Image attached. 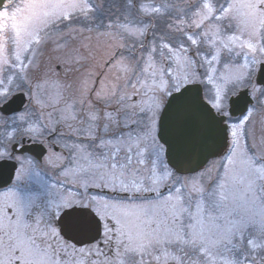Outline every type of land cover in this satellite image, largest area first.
I'll use <instances>...</instances> for the list:
<instances>
[{
	"label": "snow or ice",
	"instance_id": "obj_1",
	"mask_svg": "<svg viewBox=\"0 0 264 264\" xmlns=\"http://www.w3.org/2000/svg\"><path fill=\"white\" fill-rule=\"evenodd\" d=\"M212 3L215 10L210 19L219 25L208 41L212 47L201 53L200 45L187 34L184 39L195 45V53L185 44L169 40L153 46L149 49L150 60L157 64L161 48L164 49L167 63L162 72L149 62L143 92L121 97L117 109L106 111L102 125L105 135L96 134L101 127L98 123L85 131L81 151L88 159L94 155L96 163L92 169L84 170L90 175L82 180L79 190H68L53 204L48 230L37 227L32 235L21 232L18 223L9 222L11 207L0 215V264H76L74 257L71 260L69 257L76 252L83 255L82 245L86 242L77 240L74 234L93 231L96 235L87 241L91 245L87 252L99 259L100 264H153V260L155 264H168L167 251L173 245H181L180 250L189 257L187 264H200L201 256L213 260L218 256L222 264H237L223 255L232 252L224 246V240L233 243L237 237L215 238L205 232L198 217L201 203L206 206L205 211L217 206V197L224 193L230 180L264 181V147L261 146L264 134L258 144L254 131H245L254 113L264 112V0H224L223 4L212 0ZM4 5L5 0H0V9ZM141 7L145 14L160 12L156 7ZM226 21L231 23L225 24ZM237 30L248 36L247 42L239 43L240 51L236 48L240 37L229 34ZM245 48L252 53L250 57L243 52ZM169 50H178L175 59ZM239 58H243V64ZM145 60H149L147 55ZM237 86L239 91L231 95L230 89ZM241 96L247 98V104L241 117L229 123ZM225 98L228 99L226 112L221 110ZM10 103L0 106V113ZM24 119L21 115L20 120ZM221 128L226 137H231L223 145L218 135ZM242 136H251L252 142L246 140L241 144ZM88 141H92L90 146ZM13 147L20 149L23 144ZM229 148L231 151L227 152ZM222 150L227 156L224 180L218 185L208 184L206 170L200 162ZM186 171L192 176H185ZM175 177L181 179L174 180ZM146 181L154 186L148 187ZM117 186L125 199L162 198L149 205H126L107 196ZM74 192L82 195L73 198ZM83 196L89 197L86 203ZM244 230H256V225H245ZM258 231L264 236V222ZM185 244L193 246L195 258L189 256ZM156 245L161 251L145 261L147 250ZM211 247L216 249L215 255ZM88 264L96 262L92 260ZM177 264L185 262L178 260Z\"/></svg>",
	"mask_w": 264,
	"mask_h": 264
},
{
	"label": "rangeland",
	"instance_id": "obj_2",
	"mask_svg": "<svg viewBox=\"0 0 264 264\" xmlns=\"http://www.w3.org/2000/svg\"><path fill=\"white\" fill-rule=\"evenodd\" d=\"M119 1L14 0L11 7L0 12V35L3 39L6 38L8 43L14 41L16 44L13 51L7 48L6 54H0V71L7 62L5 70L9 74L6 79L0 72V105L18 90L25 91L29 98L21 112L6 117L0 113V135L4 140L0 145V156L11 151L10 145L16 137L30 135L42 138L44 135L43 130L38 128L34 121L21 122V126L18 127L17 121L21 115L25 118L40 116L43 124L55 123L57 126L60 125L61 130H65L64 123L71 118H78L81 115L92 117L91 115L97 113L105 114L107 110H115L121 104V97H131L137 92H143V81L149 62L162 72L164 64L167 63L164 49L161 48L159 64L150 60L149 49L160 46L166 40L174 44L183 43L193 49L195 45L184 39L187 34L196 40L203 53L212 47L208 41L213 38V32L219 30L218 21L210 19L215 10L212 0H133L132 3L129 0L131 4L126 3V0H121L119 4ZM194 3L197 5L192 6ZM142 5L159 8L160 12L145 14ZM240 13H243V9ZM228 23L231 21L225 22ZM165 25L167 28L160 37L161 33L158 30ZM152 32L153 37L146 41L145 35ZM229 34L240 37L236 45L240 51L239 43L247 42L248 36L242 35L238 30ZM144 41L145 44H149L148 49L142 46ZM4 48L0 47V50L3 51ZM169 51L171 58L175 59L178 50ZM192 51L195 53L196 49ZM243 52L246 55L250 53L246 48ZM146 55L149 57L148 61L145 60ZM239 62L243 64V58H239ZM238 89L239 86L231 88L230 94ZM166 98L164 97V101ZM208 98L210 101L213 99L210 93ZM221 105V110L226 112L227 98L221 101ZM99 106H104L103 111H100ZM112 106L114 107L111 108ZM262 120L264 112H256L251 123L245 125L247 133L254 131L258 144L264 134ZM33 128L39 131H32ZM246 140L251 143L252 137L242 136L241 144ZM82 147L83 144L79 140L72 146L73 165L77 168H71V174L68 170L65 174H70L76 183L68 184L66 186L68 190L70 188L79 190L84 179L82 175L86 178L90 175L89 171L84 170L92 169L96 163L93 161L89 162L88 166L85 164L89 159L81 151ZM60 155L51 150L44 158L45 163L50 164L49 167L45 166L42 173L47 175H41L37 179L34 172L32 179H28L26 184L23 181L24 166L21 165L16 180L8 188L0 190V215L7 213L11 207L9 222L18 223L21 232H24L26 213L33 203L36 207L40 205V210H43L44 216L47 217L51 215L53 204L68 192L64 187L47 180L49 176L47 172L50 171L53 176L51 178L55 180V175L63 170L61 167L58 172L53 173L54 168L51 169V164L64 161ZM226 160L227 156L214 158L203 168L206 170L208 184L218 185L224 180L227 171ZM38 174L40 175L39 172ZM185 176L191 177L192 174ZM33 182L42 183L43 191L42 186L39 191H35V188H32ZM22 183L28 186L24 185L22 189ZM146 184L148 187L154 186L147 181ZM71 195L75 198L81 196V193L74 192ZM108 197L130 206L149 205L154 200L162 198L130 202L110 195ZM205 207L201 203V214L198 219L206 233L217 239L229 235L237 237L233 243L224 240V246L231 248L232 252H223V255L235 260L237 264H264V236L258 231L261 222H264V181L249 183L230 180L224 193L218 195L217 206L209 211H205ZM38 216H40L38 213L34 214L33 230L39 227L42 231H47V222L44 224L42 218ZM248 224H255L256 230L245 231V225ZM249 240L251 242L246 243ZM90 246L83 245L85 253L83 255L79 252L72 253L70 259L74 257L76 264L81 262L88 264L92 260L100 264L99 259L88 254L87 249ZM183 247L191 258L196 257L191 244H185ZM180 249L181 245L170 246L167 251L168 264H177L178 260H183L187 264L189 257ZM210 250L216 254L214 247ZM160 251L159 245L149 248L144 257L145 261L152 260L153 255ZM163 258L162 256L161 259ZM199 259L200 264H222L218 256L214 260L212 257L204 256Z\"/></svg>",
	"mask_w": 264,
	"mask_h": 264
},
{
	"label": "flooded vegetation",
	"instance_id": "obj_3",
	"mask_svg": "<svg viewBox=\"0 0 264 264\" xmlns=\"http://www.w3.org/2000/svg\"><path fill=\"white\" fill-rule=\"evenodd\" d=\"M224 2V0H220V3ZM6 6L3 7L2 9H0V12L5 10ZM5 46V48H4ZM16 44L14 41H10V43H8V40L6 38L3 39V37H1L0 35V47L4 48L3 51L0 50V54L1 53H5L8 50L7 48H10L13 51V48H15ZM249 57L252 55V53H248L247 54ZM2 58H5L4 56H2ZM6 60V58H5ZM8 63L6 62L5 67L3 69H1V75L5 76V78L7 79L9 77L8 72L5 70L7 69ZM60 66L58 65V68ZM258 67V66H257ZM253 78H254V73H253ZM238 91L232 93L231 95H235ZM27 94V93H26ZM28 102V101H27ZM228 102V100H227ZM114 106H112L111 108H113ZM13 115V114H12ZM242 115V114H241ZM241 115L238 116H233L232 120L229 123H234L236 122L235 120L239 119L241 117ZM3 117L9 116V115H2ZM91 116H96L98 117V120H93L92 117H90L89 115H81L78 118H71L69 120H67L64 123V127L65 130H61L59 126H57L55 123L54 124H43V122L40 119V116H34L32 118H25L24 120H19L18 122V127L21 126V122L24 121H34L35 125L39 128H41L43 130V134L42 138L39 137H34V136H30V135H22L20 137H16L11 145H10V150L8 154H4L0 156V159L3 158H10L13 159L17 162V166L15 168L14 171V175H13V179L12 182L9 184L11 185L13 183V181L16 180V176L18 174V170L19 167L21 165L24 166V176H23V181L26 184V181L28 182V179H32V175L35 172V176H37V179L39 177H41V175H47V174H42L44 171L45 166L49 167V163H45V156L47 154H49L51 152V150H54L55 154L59 153L61 154L60 156L63 158V162L62 163H56L55 165L51 164V169L54 170L53 173H55L56 171L58 172V169H60L62 167V171L58 172V174L55 175V180L52 179L53 176H51V172H47L49 174L48 179L49 181H51L52 183H55L57 185H60L62 187H64L66 190H68L66 187L68 184L71 183H76V181H73L70 174H71V168H77L76 166H74V162H73V153L71 152L72 150V146L73 144H75V142H78V140L80 141V143H82V138L85 136V131L88 130L90 128V125L98 123L101 125L99 131L96 133L97 135L100 136H104V130H103V123L105 122V114L104 113H97ZM53 122H56V120H53ZM44 127L46 129H44ZM48 129V130H47ZM93 131H95L93 129ZM25 137H27V139H25ZM4 140L2 135H0V145L3 144ZM33 142H38V143H42L45 146V152L44 154L40 157L37 156L31 152L25 151V152H19L17 148H13L14 144H29V143H33ZM92 144V141H88V145L90 146ZM14 149V150H13ZM84 155L86 156L85 152H83ZM21 156V157H20ZM90 160V159H89ZM86 161V165H90L89 162H93L96 161L93 155L92 161ZM59 167V168H58ZM68 170V172L70 174H65V172ZM38 172L40 173V175L38 174ZM63 176V179H62ZM52 177V178H51ZM82 177L85 179L86 177L84 175H82ZM61 180V181H60ZM24 183L21 184V188L24 189ZM8 185V186H9ZM8 186L2 187L0 188V190H4L6 188H8ZM25 186H28L25 185ZM40 186H42V183L39 182H33L32 188H35V191H39ZM44 187L42 186V191H43ZM71 189V188H70ZM42 194H44L42 192ZM41 194V195H42ZM82 195V193H81ZM84 200L83 202L86 203L87 200L89 199V197L87 196H83ZM34 204V203H33ZM33 204L31 205L30 209L28 210V212L26 213V225L28 226L27 228L24 229V232H27L29 235L35 234L33 232V221H34V214L38 213L41 217L42 220L45 222H47L46 224L49 225V221L51 220V215H47L44 216L43 214V210H40V205L36 207V205L33 206Z\"/></svg>",
	"mask_w": 264,
	"mask_h": 264
},
{
	"label": "water",
	"instance_id": "obj_4",
	"mask_svg": "<svg viewBox=\"0 0 264 264\" xmlns=\"http://www.w3.org/2000/svg\"><path fill=\"white\" fill-rule=\"evenodd\" d=\"M5 1H7V0H5ZM20 93H22L23 95H19ZM25 97L26 96H25V94L23 92H18L16 94H14L8 100V101H11V103L4 109L3 113L10 114V113H13L15 111L21 110L23 105L26 102ZM5 103H3L1 106H3ZM246 104H247V98L244 97V96H241L240 99L236 101V108H235V111H234V115L242 113V110H243V108L245 107ZM218 135H219V141H220L221 145L225 144L227 139H228V137H226V133L224 132V130L222 128L219 129ZM14 145H16V144H14ZM18 151L19 152L28 151V152H31V153L41 157L44 154V152H45V147H43L41 144L32 143V144L24 145ZM222 151L218 152L216 155L220 154ZM212 157H214V156H209L207 161H203L202 160L200 162L202 164V167ZM16 166H17V164H16V162L14 160H9V159L0 160V187L1 186H5V185H7V184H9L11 182V180L13 178V175H14V171H15ZM185 173H191V172L186 171ZM74 235H75V238L77 240L85 241L87 243V241L90 240L91 236L96 235V233L93 231V232L76 233Z\"/></svg>",
	"mask_w": 264,
	"mask_h": 264
},
{
	"label": "trees",
	"instance_id": "obj_5",
	"mask_svg": "<svg viewBox=\"0 0 264 264\" xmlns=\"http://www.w3.org/2000/svg\"><path fill=\"white\" fill-rule=\"evenodd\" d=\"M110 1H112V0H110ZM129 1V0H128ZM121 0L119 1V4H121ZM133 2V0H131V3ZM128 4H131L130 2H127ZM197 4L196 3H194V4H192V6H196ZM124 7L126 8V4L124 5ZM193 8H191V10H192ZM142 18V17H141ZM167 27H166V25H165V27L164 28H162V27H160L159 28V30H158V32L159 33H161V35H160V37L162 36V33L164 32V30L166 29ZM154 30H155V28H154ZM153 30V31H154ZM147 38H146V41L147 40H149L150 41V39L153 37V32L152 33H148V34H146L145 35ZM142 46H144V49H148V47H149V44H145V41H144V43H143V45ZM194 49H196L195 47H193V49L192 50H194ZM69 259H70V257H69Z\"/></svg>",
	"mask_w": 264,
	"mask_h": 264
}]
</instances>
